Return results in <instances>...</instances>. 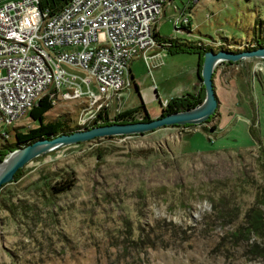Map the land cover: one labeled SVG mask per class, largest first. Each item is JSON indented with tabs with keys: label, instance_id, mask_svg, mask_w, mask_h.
Wrapping results in <instances>:
<instances>
[{
	"label": "rangeland",
	"instance_id": "1",
	"mask_svg": "<svg viewBox=\"0 0 264 264\" xmlns=\"http://www.w3.org/2000/svg\"><path fill=\"white\" fill-rule=\"evenodd\" d=\"M189 1H196L194 13L169 9ZM172 2H163L166 15L157 19L164 32L174 33L181 20L193 30L189 40L213 50L251 45L254 28L264 38V0ZM157 41L155 50L164 49L167 42ZM163 49L155 65L132 63L138 95L129 85L131 95H120L118 111H109L113 119L140 99L148 109L161 108L163 99L190 90L174 87L168 70L173 64L183 71L184 56L167 58ZM241 60L217 63L225 79L241 69L250 81L249 93L224 104L235 112L234 134L213 131L216 109L208 121L67 144L20 167V176L0 187V264H264V93L252 81L263 64L261 57ZM196 92L204 93L202 83ZM77 108L76 101H58L43 117H66L74 126ZM141 115L134 110L124 117ZM35 124L26 114L12 126ZM12 126H0L8 130L0 145L12 140ZM66 176L73 179L69 189L45 188ZM258 214L260 226L253 221Z\"/></svg>",
	"mask_w": 264,
	"mask_h": 264
},
{
	"label": "built area",
	"instance_id": "2",
	"mask_svg": "<svg viewBox=\"0 0 264 264\" xmlns=\"http://www.w3.org/2000/svg\"><path fill=\"white\" fill-rule=\"evenodd\" d=\"M164 1L65 0L50 11L40 0H0V126H12L42 96L52 106L76 101V129L111 121L130 84L129 60L157 53L153 26Z\"/></svg>",
	"mask_w": 264,
	"mask_h": 264
},
{
	"label": "water",
	"instance_id": "3",
	"mask_svg": "<svg viewBox=\"0 0 264 264\" xmlns=\"http://www.w3.org/2000/svg\"><path fill=\"white\" fill-rule=\"evenodd\" d=\"M244 57L264 58V45L238 51L227 49L213 50L211 48L204 50L199 69V76L204 91L203 98L192 107L166 112L150 117L147 120L112 121L68 132H60L54 135L39 137L15 147L5 154L7 155L5 158L3 156L0 160V185L10 181L13 178L14 172L33 157L59 146L86 141L93 137L143 133L161 126L197 124L204 121L216 110L218 104L212 81L215 64L220 60L235 61Z\"/></svg>",
	"mask_w": 264,
	"mask_h": 264
},
{
	"label": "trees",
	"instance_id": "4",
	"mask_svg": "<svg viewBox=\"0 0 264 264\" xmlns=\"http://www.w3.org/2000/svg\"><path fill=\"white\" fill-rule=\"evenodd\" d=\"M65 0H40L41 5H47L50 9V11L56 10ZM258 23L261 20H256ZM261 23V22H260ZM258 29V28H257ZM254 39L251 45L244 47L243 49H250L254 48L259 45H264V38L257 37V33L254 28ZM155 33H153L154 35ZM156 37V34L154 35ZM159 40V39H157ZM161 41H166L167 43L164 45L165 50L169 53H177V52H188V51H194L198 54H202L204 50L209 49L208 45L205 46L202 43H194L192 40H181L176 37H163L161 38ZM221 46V45H218ZM228 50V49H227ZM234 51H238L240 49H233ZM203 97L202 94H199L198 92H185L182 95H176V96H170L167 99V102L164 107H162L160 113L158 115L164 114L166 112H172L177 110L186 109L189 107H192L199 103ZM52 107V104L49 99H47L46 96H42L39 98V100L33 104L28 112L27 115L34 121H36V124L33 126H28L23 130L15 129L14 126L13 132H12V140L11 141H5L4 143H1V149H0V160L3 158L4 154L8 151L14 149L15 147L21 146L25 143H28L36 138L43 137V136H49L54 135L60 132H68L71 130L76 129V126H69L68 120L66 117H54L51 120H44V114L47 110H49ZM134 110H140L142 112V115L140 118L136 119H126L124 116L128 115V113L133 112ZM213 114L209 115L208 118L204 121H208ZM150 116L148 115L147 111L145 110L143 104L140 102L137 106L131 107L130 109L123 110L120 113H116L113 120L109 121L108 119H105L101 124L109 123L112 121H119V122H125V121H134V120H147ZM189 125V124H182ZM171 126H179L178 124H172ZM116 135H106L102 138H111ZM97 138V137H93ZM92 138V139H93ZM97 156H100V153H96ZM20 176V168H18L14 174L12 180L17 179ZM73 184V179L71 176H66L64 178L57 179L56 181L52 183H45V188L48 190L49 193H58L64 190L69 189ZM2 184L0 185V187ZM9 207V203L7 204ZM259 217H256L253 219V221L257 224V226H260L262 223V216L261 214H258ZM140 239V237H138ZM141 240V239H140Z\"/></svg>",
	"mask_w": 264,
	"mask_h": 264
},
{
	"label": "crops",
	"instance_id": "5",
	"mask_svg": "<svg viewBox=\"0 0 264 264\" xmlns=\"http://www.w3.org/2000/svg\"><path fill=\"white\" fill-rule=\"evenodd\" d=\"M169 2L173 3L172 0H169ZM195 2L196 1H189V6H188V4H186V5L182 4V6H179L178 4H175L172 6L168 5V6H170L169 9L171 11L177 10L181 13H187L191 10L194 13ZM165 9L166 8L164 6L162 13H161L162 16L166 15ZM187 16H188L187 21H189V15H187ZM188 27H189V24L187 25V28H185V29H180L179 31H177L173 28L174 33H167V32H164L161 25L158 22H156L153 26V33L156 34L155 38L159 39V40H161V38H163V37H176V38H179L181 40L186 39L189 41V33L191 34V32L193 30L189 29ZM194 29H197V28H194ZM162 49L163 48H157L155 51L162 50ZM163 50L166 51L165 49H163ZM166 54L170 56L167 58H171V56H173L175 54H180L181 57L184 56L185 61H186V66H185L186 68L183 71H180L181 68L175 67V65H173V64L168 69L170 71V77L173 76L175 78V80H174L175 82L173 84L174 87H177L181 90L186 89V91H188V88H190V90L188 92H194V90L195 91L198 90L200 88V84H201V80H200V76H199V69H200V63H201L202 57H200V55L194 51L177 52V53H169L168 51H166ZM139 59H141L139 56H135L129 60L128 65H127V75H128L129 80H130L129 85H130V87L132 86V88H133L132 90H134L136 92V94L138 92H137V86H136V82H135V75L130 70V66L132 65V63L134 61H136V60L138 61ZM150 60L153 62L154 65L158 62L156 57H152V58H150ZM251 60H252V58H250L249 61H251ZM241 61L233 63V67L238 68V66H239L238 63L240 62L239 64H241ZM243 62H245V60H243ZM262 64H263V69L261 70L260 73H258L255 76V78L252 81H256L254 83L256 88L259 91H261L262 93H264V58H262ZM222 67H224V65H222L221 63L215 65L214 69H213V73H212L213 87H214L215 95H216L217 100H218V104H217L216 109L218 111L217 118H218V122H219L213 126V131H217V130L221 129V130H226V131L234 134V132H235L234 130L237 129V127H235V125H234L235 124L234 120L232 121L231 119L234 117L235 112H228L226 110V108H224V104L226 103V101L228 99H233V98L235 99L237 97V94L249 93L250 92V88H249V82L250 81H246V78L244 77L246 75V73L243 72L241 69H239L240 70L239 73H234V74L230 75L229 78L225 79L223 77L224 73L221 69ZM215 75L216 76L218 75L217 82H215ZM128 86H126L125 88H123L119 92V95L113 104L114 108L117 107V109H119L118 107H119V102H120V95H122L124 93L126 96L131 95L128 92V90L130 88V87L128 88ZM247 88H249V90ZM181 93H184V92H181ZM153 95H154L153 97L156 98L157 104H158L159 103V101H158L159 100L158 90L153 91ZM140 102H141V99L138 100L137 102L135 101L132 106H127V107L123 108V110L126 108L137 106L138 104H140ZM144 108L148 112L150 117L158 115L161 111V108L159 106H158V108H155L154 106H152L150 109H148L147 107L144 106ZM180 126H182V125H180ZM245 126L247 128L246 123H244V122L241 123V130L242 131L247 130V132L245 131V135L248 139L249 136H251V135L248 134V133H250L248 131V129L244 128ZM247 134H248V136H247Z\"/></svg>",
	"mask_w": 264,
	"mask_h": 264
},
{
	"label": "bare ground",
	"instance_id": "6",
	"mask_svg": "<svg viewBox=\"0 0 264 264\" xmlns=\"http://www.w3.org/2000/svg\"><path fill=\"white\" fill-rule=\"evenodd\" d=\"M217 63H218V62H217ZM217 63H216V64H217ZM216 64H215V65H216Z\"/></svg>",
	"mask_w": 264,
	"mask_h": 264
}]
</instances>
